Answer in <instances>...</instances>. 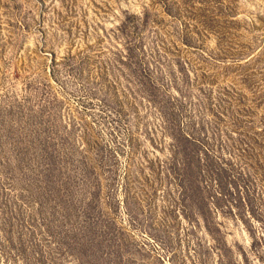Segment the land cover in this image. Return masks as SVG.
I'll list each match as a JSON object with an SVG mask.
<instances>
[{"label":"rangeland","instance_id":"374dc122","mask_svg":"<svg viewBox=\"0 0 264 264\" xmlns=\"http://www.w3.org/2000/svg\"><path fill=\"white\" fill-rule=\"evenodd\" d=\"M0 264H264V0H0Z\"/></svg>","mask_w":264,"mask_h":264}]
</instances>
